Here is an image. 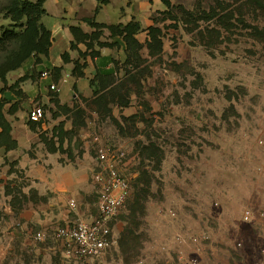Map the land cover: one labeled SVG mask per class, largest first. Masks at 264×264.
<instances>
[{
	"label": "rangeland",
	"instance_id": "rangeland-1",
	"mask_svg": "<svg viewBox=\"0 0 264 264\" xmlns=\"http://www.w3.org/2000/svg\"><path fill=\"white\" fill-rule=\"evenodd\" d=\"M172 3L169 10L156 5L142 11L136 20L145 28L157 27L160 42L143 31L130 75L123 69L119 79L94 81L98 94L70 98L73 107L63 113L67 130L60 132V146L54 141L71 160L88 152L93 176L99 166L91 136L125 153L119 169L131 180V191L111 223L115 244L97 258H68L53 238L55 229L44 243L16 245L14 256L0 246V264H187L193 258L200 264H253L260 257L264 225L256 212L264 209V8L252 0ZM5 5L0 0V9ZM9 27L10 20L1 15L0 34ZM19 47L20 42L12 43L0 63ZM38 59L24 65L37 80L43 69ZM113 87L115 94L104 98ZM35 105L27 99L24 107L29 112ZM149 143L156 144L159 156H153ZM97 202L95 185L82 212L97 215ZM246 209L255 211L251 223L242 220ZM178 235L187 238L182 246Z\"/></svg>",
	"mask_w": 264,
	"mask_h": 264
},
{
	"label": "crops",
	"instance_id": "crops-1",
	"mask_svg": "<svg viewBox=\"0 0 264 264\" xmlns=\"http://www.w3.org/2000/svg\"><path fill=\"white\" fill-rule=\"evenodd\" d=\"M99 5V0L45 2L47 14L42 23L51 30L53 44L49 56L42 57L37 65L43 68L41 74L63 67L61 79L55 84L60 89L58 93L50 89L54 84L51 76L37 80L34 75H28L25 66L8 75L7 88L0 81V103L5 102L3 111L11 127L10 137L3 128L0 129V246L8 248L9 256H14L16 245L28 248L38 243L34 237L37 232L52 233L79 218L90 221L96 216L81 209L87 194L95 189L94 163L89 159V153H85L83 159L78 156L71 160L62 153V147H54V141L56 146H60V132L67 130L68 123L64 124L63 113L68 107H73L70 98L92 96L96 86L91 82L108 71L116 70L115 64H122L127 58V46L122 38L110 37L109 31L105 30L100 41L114 44L112 47L101 48L96 44L94 50L99 54L93 56L85 43L75 42L77 49L72 50L74 36L70 28L78 27L92 35L95 29L85 22L86 19L108 26L126 25L150 7L154 10L156 5L164 8L160 0H110L97 13ZM151 26L150 23L147 28L142 25V29L148 33ZM137 39L142 42L140 34ZM86 52L89 54L82 56ZM66 53H69V63L63 60ZM76 61L85 65L84 77L74 76ZM31 67L35 68V65ZM26 75L29 78L19 88L10 89ZM121 75L122 71L118 76ZM28 81L30 84L24 86ZM17 91L24 92L26 100L17 95ZM27 99L36 101L38 106L51 112L49 114H53V118L49 120L46 114L42 123L30 122L29 112L24 107ZM13 105H16V110L10 112ZM71 201L77 202L78 210L70 208ZM29 249L34 250L33 247Z\"/></svg>",
	"mask_w": 264,
	"mask_h": 264
},
{
	"label": "trees",
	"instance_id": "trees-1",
	"mask_svg": "<svg viewBox=\"0 0 264 264\" xmlns=\"http://www.w3.org/2000/svg\"><path fill=\"white\" fill-rule=\"evenodd\" d=\"M7 5L0 9V16L4 15L6 19H9L11 22V27L5 28L0 34V54L7 52L9 46L14 42H20V47L17 53L10 55L7 60L3 63H0V81L5 84L7 88L8 81L7 77L11 72H14L22 68L25 63L30 60L32 57H38L41 62L42 57H48L50 49L53 44L52 32L49 30L43 23L42 18L47 14L46 9L44 8L45 2L47 0H6ZM110 0H99V6L97 8V13L101 6L109 4ZM165 9H170L173 7L172 0H160ZM259 4L261 8H264V2L262 0H252V5ZM86 23L89 26L95 29V32L92 35L84 33L78 27H71V33L74 36V42L72 45V50L77 49V44L85 43L88 47V50H92L90 54L93 56L98 55L99 53L94 50L95 45L99 47H112L114 44L103 43L100 41L105 30L109 31L110 37H120L125 42L127 46L126 60L122 63H116V70H111L105 73L102 76H98L95 80L91 82L94 85V81L101 82L105 84L107 81L110 82L112 79H119L120 71L127 69L126 73L131 74L137 66L138 53L137 49L142 47V42L137 39V35L143 32L142 25L137 20H132L130 23L124 25H112L108 26L105 24H98L92 19H86ZM18 28H21L19 31ZM149 37L156 43L160 42L159 39V29L154 25L147 29ZM150 41V39H149ZM152 41V42H153ZM77 44H76V43ZM116 45V44H115ZM89 53H83L82 56H86ZM64 63H69V53L63 55ZM85 65L81 64L79 61L75 62V69L73 74L75 77H84L83 69ZM61 68H54L50 70L51 79L56 82H59L61 79ZM49 71V70H48ZM29 77L26 75L20 78L17 83L10 87L11 90H16L20 87V84L26 81ZM115 82V81H114ZM98 89L94 90L95 93H99ZM101 91V90H100ZM116 90L113 88L107 89L106 93H103L102 96L107 98L108 96L114 95ZM17 95L22 96L24 99L26 95L22 91H17ZM4 106L5 102L0 103V129L3 128L7 136L10 137V125L7 122L4 115ZM16 110V105H13L10 112ZM37 124V123H34ZM148 146H153L155 148L153 156H159L158 150L156 149V144L149 143ZM126 204V203H125ZM178 214V213H176ZM111 249V248H110ZM109 250V249H108Z\"/></svg>",
	"mask_w": 264,
	"mask_h": 264
},
{
	"label": "built area",
	"instance_id": "built-area-1",
	"mask_svg": "<svg viewBox=\"0 0 264 264\" xmlns=\"http://www.w3.org/2000/svg\"><path fill=\"white\" fill-rule=\"evenodd\" d=\"M50 75L49 71L42 73L43 78H48ZM50 89L60 91L55 84ZM28 118L32 123H42L46 118L45 110L37 105L29 111ZM89 140L92 141L99 166V170L93 176V181L98 187L97 215L90 221L79 218L73 224L60 226L55 230L53 238L62 245L63 254L68 258H97L112 248L115 240L111 223L127 202L131 191V180L119 169L125 153L105 143L99 135L91 136ZM70 208L76 211L75 201L70 202ZM168 214L172 218L177 217L175 211H170ZM256 214L257 220L264 225V209L257 211ZM254 215V210L246 209L242 220L251 223ZM34 237L38 243H44L48 239L46 232H37ZM202 238L208 240L209 236L203 235ZM175 240L182 246L187 238L178 235ZM179 258L182 262L186 260L184 252L179 253ZM187 264H200V259H189ZM253 264H264V247L261 249L260 257Z\"/></svg>",
	"mask_w": 264,
	"mask_h": 264
}]
</instances>
